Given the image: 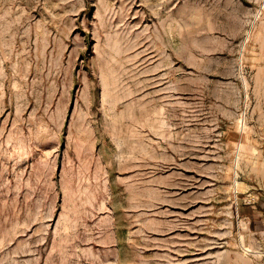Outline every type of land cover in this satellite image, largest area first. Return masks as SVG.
Wrapping results in <instances>:
<instances>
[{
	"label": "rangeland",
	"instance_id": "374dc122",
	"mask_svg": "<svg viewBox=\"0 0 264 264\" xmlns=\"http://www.w3.org/2000/svg\"><path fill=\"white\" fill-rule=\"evenodd\" d=\"M0 264H264V0H0Z\"/></svg>",
	"mask_w": 264,
	"mask_h": 264
}]
</instances>
